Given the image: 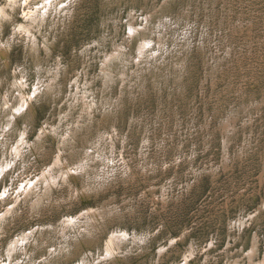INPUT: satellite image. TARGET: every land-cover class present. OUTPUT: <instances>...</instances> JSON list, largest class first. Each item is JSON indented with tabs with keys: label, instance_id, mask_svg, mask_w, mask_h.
<instances>
[{
	"label": "rangeland",
	"instance_id": "rangeland-1",
	"mask_svg": "<svg viewBox=\"0 0 264 264\" xmlns=\"http://www.w3.org/2000/svg\"><path fill=\"white\" fill-rule=\"evenodd\" d=\"M0 264H264V0H0Z\"/></svg>",
	"mask_w": 264,
	"mask_h": 264
}]
</instances>
